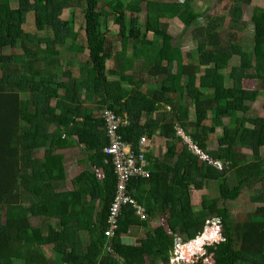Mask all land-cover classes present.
Listing matches in <instances>:
<instances>
[{
  "label": "trees",
  "instance_id": "obj_1",
  "mask_svg": "<svg viewBox=\"0 0 264 264\" xmlns=\"http://www.w3.org/2000/svg\"><path fill=\"white\" fill-rule=\"evenodd\" d=\"M105 1L29 0L13 10L0 0V264H169L174 241L199 236L210 219H217L221 228V241L204 248L212 264H264V207L236 219L229 205L246 191L252 192V202L264 205V117L249 115L248 106L264 96V9L254 7L251 12L253 48L240 53L237 67L229 66L234 32L244 26L242 6L252 0H227L232 34L214 21L197 28L205 50L198 65L189 66L173 47L164 22L180 14L177 0H116V48L101 32L100 6ZM182 1L189 5L193 0ZM78 7L85 47L74 18L62 20L65 11ZM127 12L144 14L149 40L141 39L139 26L127 24ZM29 15L36 34L24 32ZM37 33L47 35L40 38ZM13 39L19 42V53L4 54ZM68 41L70 46L64 48ZM84 51L88 60L76 78L72 55ZM62 54L68 60H61ZM109 59L118 71L116 81L105 75ZM136 61L141 63L138 68L133 66ZM225 71L232 81L231 97L224 96ZM143 74L158 88L143 90L148 85ZM244 80L257 82L259 89H242ZM84 102L93 104L95 111L107 108L126 117L130 123L119 133L135 150L143 136L159 135L171 142L162 155H146L151 161L149 178L132 179L128 185L130 195L145 208V219L130 205L122 207L110 238L104 232L116 176L110 157L102 152L107 145L102 118L90 113L75 119ZM225 119L233 124H224ZM217 128L221 136L208 158L220 168L201 160L178 134L181 130L197 150L205 151ZM72 136L102 169L97 186L90 180L93 173L83 171L71 181L72 189L65 190L63 156L53 149L75 145ZM39 149H44L42 158L36 156ZM210 183H215L217 197L202 195L201 209L194 211L191 189L199 191ZM31 217L45 220V234L31 225ZM155 218L164 225L149 227L134 245L122 242V235L147 228ZM43 246H51L50 257ZM147 252L153 258L149 263Z\"/></svg>",
  "mask_w": 264,
  "mask_h": 264
},
{
  "label": "rangeland",
  "instance_id": "obj_2",
  "mask_svg": "<svg viewBox=\"0 0 264 264\" xmlns=\"http://www.w3.org/2000/svg\"><path fill=\"white\" fill-rule=\"evenodd\" d=\"M13 10L18 9V5L24 4L29 0H6ZM115 1L116 0H106L105 2L101 3V17H100V26H101V32L103 34V38L107 39L112 44L113 48L119 47V42L116 38L118 27L114 25V19L117 15V10L115 9ZM167 1V0H163ZM179 6H180V14L169 20H165L167 24V34L168 37L172 40V45L175 48L180 49L182 56H183V62L185 65L189 66H197L198 65V56L205 50L204 44L201 43L198 40L197 37V28L200 26L205 27L208 22L214 21L218 24H221L224 28L223 30L227 29L229 33H233L234 30H229L227 28L228 25L231 23V17H230V7L231 4L229 1L225 0L223 2L217 3L216 0H193L188 5L187 3H184L182 0H177ZM143 6V5H142ZM243 12L241 16L240 22L244 23V26L240 29L235 30L234 34L235 36V43L232 48V59L229 62L230 67H237L239 63V55L242 51H250L253 48V27L250 22V16L251 12L254 7H260L264 9V0H252L250 4L243 5ZM16 14V13H15ZM74 15V16H73ZM72 16V18H71ZM73 19L75 22V30L79 32L80 35V44H82L85 47V41H84V31H83V17L81 14V9L75 8L71 11H65L64 15L62 17V20H68ZM127 24H135L141 28L140 31V37L141 39H150L151 35H149L145 28L143 27L144 22V14H132L127 12L126 15ZM185 28V29H184ZM230 28V27H229ZM25 33H35L34 28V22L33 17L31 15L27 16L26 24L23 27ZM184 30V31H183ZM223 30H218L220 34L223 32ZM36 34V33H35ZM38 37H46L47 33H37ZM71 42L68 41L66 46L64 48H68L70 46ZM58 49H60L58 47ZM19 42L13 40L8 41L7 49L4 50V54H10V53H19ZM63 50V48L61 49ZM68 55L62 54L61 60H68ZM74 58L72 62V70L77 78L79 76V69L81 65H84L88 60V51H84L82 55H72ZM141 63L138 61L135 62V68H138ZM150 64L147 63L142 66V70L144 72L147 71ZM84 67H82L83 70ZM105 75L108 78L109 81H116L119 78L118 71L115 67L114 60H109L105 64ZM203 69V68H202ZM173 71L175 69L173 68ZM229 71V70H228ZM88 73V71H87ZM227 71L223 72V76L225 78V97H231L233 93L232 89V81H230L227 77ZM143 78L148 82L146 87H143V90H148L150 93L151 90L157 89L158 84L156 82H152L153 80L151 78H148L146 74H143ZM81 76V75H80ZM242 89L244 90H258L259 84L254 81L244 80L242 82ZM53 104V102H52ZM248 106L250 107L249 115H257L264 117V96L262 95L257 101L255 102H249ZM190 119L193 118V107L190 105ZM241 115V114H240ZM154 114L150 115V118H154ZM144 122V119L142 120ZM205 124H210V121L206 120L204 121ZM224 124L226 125H232V121L225 119ZM179 136H181L184 139V142L189 145V148L193 150L194 153H197L194 148V145L190 141L189 137L185 136V134L179 130L178 131ZM155 141H154V150L158 152H162V150H165V146L168 144H171V142H167L159 135H155ZM221 136V129L218 128L216 132L210 136V140L207 142V147L205 151H199L200 155L203 156V154H206L207 156L211 155V152H213L217 148V138ZM160 138V139H159ZM164 146V147H163ZM245 154L248 156L250 155V152L248 150H242ZM198 154V153H197ZM161 155V153H160ZM261 155L264 157V148L261 149ZM252 194L251 191H246L242 194V196L235 201L234 203H230L231 206V215L239 219L240 217H243L245 213H252L256 207H260L264 205L254 203L250 200V195ZM202 195H206L209 198L217 197V188L215 183H210L208 186H206L202 190H194L191 189V204L194 211H199L201 209V197ZM219 206H222L221 204ZM214 221H216L214 219ZM217 222V221H216ZM153 224V225H152ZM164 225V220L160 218L150 219L148 221V225H152L154 228L158 225ZM131 237H137L142 238L145 234V229L143 228H134L132 229ZM220 229H217L215 227V224L213 222L209 223L208 227H205V238L201 240L200 243L195 244L192 243L191 245L185 246V250L183 253V263L184 264H193L197 262L198 260H201L202 264H211L213 262V258L210 254H205V246H208L212 243H215L216 239H214V236L217 232H219ZM135 232V233H134ZM217 238V237H216ZM197 245V246H196ZM196 247V248H195ZM195 249L194 253H191L188 257H185L188 255V252H192ZM204 251V252H203ZM47 254L49 251H45ZM177 252L171 251L169 253V264H180V261L177 263H174V255ZM182 254V253H181ZM180 254V255H181ZM146 262L149 263L153 258L150 253L145 254ZM157 262V261H156ZM156 264H161V262H157Z\"/></svg>",
  "mask_w": 264,
  "mask_h": 264
},
{
  "label": "built area",
  "instance_id": "obj_3",
  "mask_svg": "<svg viewBox=\"0 0 264 264\" xmlns=\"http://www.w3.org/2000/svg\"><path fill=\"white\" fill-rule=\"evenodd\" d=\"M101 118L104 123L103 130L107 139V145L103 147L102 152L110 157L112 170L116 176L115 190L109 207L107 222L108 227L104 232V235L110 238L113 236L114 230L117 227L118 216L122 207L130 205L135 210V215L141 220L146 217L145 208L138 204L137 201L130 195L128 185L132 179H146L150 176V161L146 158L149 141L147 137H141L138 141L137 149L135 150L133 149L132 143L125 141L119 133L121 128L128 126L130 123L126 117H119L112 110L105 108L101 111ZM194 148L196 149L195 146ZM196 152L199 154L201 160L212 163L220 168V164L218 162H212L209 160L208 156L204 154L201 156L198 150H196ZM215 220L217 221V219ZM216 221H214V219L207 220L202 233L199 236L190 239L188 242H181L177 239L174 243V249L177 252L173 257L174 263L180 261V264H184V247L191 245L192 243H200L206 232L205 227H208L210 222H213L215 227L220 229L218 221ZM214 239H216L215 242L221 241L220 230L215 234Z\"/></svg>",
  "mask_w": 264,
  "mask_h": 264
},
{
  "label": "crops",
  "instance_id": "obj_4",
  "mask_svg": "<svg viewBox=\"0 0 264 264\" xmlns=\"http://www.w3.org/2000/svg\"><path fill=\"white\" fill-rule=\"evenodd\" d=\"M40 38H43V37H40ZM77 56H79V55H77ZM109 60H111V59H109ZM109 60H107V61H109ZM137 63H138V61H137ZM133 66L136 67L135 66V62L133 64ZM125 71H127V70H125ZM58 94H59L60 97H62V92H59ZM81 98H82V100L85 101V95L83 97H81ZM52 102L54 104L55 101H51V104H52ZM84 104H85V105H83L84 106V110H82L75 117L76 120H82L86 116V114L88 115L90 113H92V114L94 113L95 117H100L101 118V111L103 109L99 110V111H95V110H93V104H91L89 102H84ZM155 138H156L155 135H153L151 139L147 138L148 141H149V146L147 148V154H152L154 157L159 156L160 153L162 155L165 152V150H166V146H165V150L164 151L162 150V152H158V151L154 150V144L153 143L155 141ZM161 139H163V138L161 137ZM71 140L75 141V145L71 144L66 149H57L56 147H54V149H53V154H61L63 156V164H64L65 175H66L65 187H64L65 190H71L72 189L71 181L83 171H90V172L93 173V176L90 178V180H91V182H93L94 186H97V181H99L102 178V176H103L102 169L95 167L93 161L89 157L90 155L88 153H86V150L84 149V146L76 144V139H75L74 136L71 137ZM163 140H165V139H163ZM165 141L167 143V140H165ZM43 150L44 149H39L36 152V156L39 157V158H42ZM88 199L91 200L92 197L88 196ZM30 223L34 227L39 226L42 229L43 233L44 234L46 233V231H47L46 223H45V220H43L42 218H40V217H31L30 218ZM152 225L148 226L147 228H143V229H145L144 232H146V230L149 229V227H150V229H152L153 228ZM132 231L133 230H131L129 232V234H127V235H122L121 236V240H122V242L124 244L134 245V244H136L137 240L141 239V238H137V237H131L130 234H132ZM50 249H51V246H43L42 247V251L44 252L46 257H50L51 256V250ZM46 250L49 251L48 254L45 252Z\"/></svg>",
  "mask_w": 264,
  "mask_h": 264
},
{
  "label": "clouds",
  "instance_id": "obj_5",
  "mask_svg": "<svg viewBox=\"0 0 264 264\" xmlns=\"http://www.w3.org/2000/svg\"><path fill=\"white\" fill-rule=\"evenodd\" d=\"M150 172V171H149ZM176 241V240H175ZM175 241H174V243H175ZM215 243H217V242H215ZM213 244V243H212ZM211 245V244H210ZM205 248V247H204ZM184 250H185V248H184ZM173 251V250H172ZM205 255V254H204ZM200 260H198L197 262H199ZM196 262V263H197ZM202 264V263H201ZM212 264V263H211Z\"/></svg>",
  "mask_w": 264,
  "mask_h": 264
},
{
  "label": "bare ground",
  "instance_id": "obj_6",
  "mask_svg": "<svg viewBox=\"0 0 264 264\" xmlns=\"http://www.w3.org/2000/svg\"><path fill=\"white\" fill-rule=\"evenodd\" d=\"M191 253H193V251H192V252H188V253H187L188 255H186L185 257H188Z\"/></svg>",
  "mask_w": 264,
  "mask_h": 264
}]
</instances>
